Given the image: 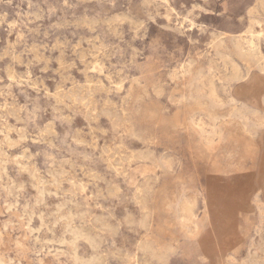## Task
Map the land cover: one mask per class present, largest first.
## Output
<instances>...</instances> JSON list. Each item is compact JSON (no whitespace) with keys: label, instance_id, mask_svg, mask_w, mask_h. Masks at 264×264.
<instances>
[{"label":"rangeland","instance_id":"1","mask_svg":"<svg viewBox=\"0 0 264 264\" xmlns=\"http://www.w3.org/2000/svg\"><path fill=\"white\" fill-rule=\"evenodd\" d=\"M0 264H264V0H0Z\"/></svg>","mask_w":264,"mask_h":264},{"label":"bare ground","instance_id":"2","mask_svg":"<svg viewBox=\"0 0 264 264\" xmlns=\"http://www.w3.org/2000/svg\"><path fill=\"white\" fill-rule=\"evenodd\" d=\"M254 39V38H253ZM252 39V40H253ZM259 41V40H258ZM257 45H258V43H257ZM259 46V45H258ZM256 47V46H255ZM240 48H242L241 46H240ZM257 48V47H256ZM251 51L253 52V49H251ZM246 52V51H245ZM254 52H255V48H254ZM248 54V53H247ZM216 117V116H215ZM5 141V140H4ZM191 218H192V213H191ZM190 220V219H189ZM133 258H134V256H133Z\"/></svg>","mask_w":264,"mask_h":264}]
</instances>
